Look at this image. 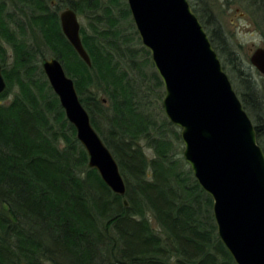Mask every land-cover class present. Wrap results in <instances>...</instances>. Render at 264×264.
Segmentation results:
<instances>
[{
  "label": "trees",
  "instance_id": "trees-1",
  "mask_svg": "<svg viewBox=\"0 0 264 264\" xmlns=\"http://www.w3.org/2000/svg\"><path fill=\"white\" fill-rule=\"evenodd\" d=\"M251 3L264 19V0ZM66 8L90 19L81 37L91 65L62 31ZM131 16L125 0H0V63L8 83L0 94V264H237L219 237L212 197L177 152L181 133L151 108L163 81L148 70L151 53L132 20V32L122 26ZM207 17L212 44L231 60L235 89L255 117L264 149L252 75L234 56L221 23L212 13ZM41 45L74 80L119 164L125 195L89 167L42 68ZM16 87L13 99L3 102Z\"/></svg>",
  "mask_w": 264,
  "mask_h": 264
},
{
  "label": "water",
  "instance_id": "water-1",
  "mask_svg": "<svg viewBox=\"0 0 264 264\" xmlns=\"http://www.w3.org/2000/svg\"><path fill=\"white\" fill-rule=\"evenodd\" d=\"M127 2L163 81L164 112L181 130L184 159L213 199L220 239L237 264H264V149L208 32L189 0ZM60 22L68 41L91 65L77 12L64 9ZM250 61L264 75V47L255 49ZM42 68L88 153L89 167L113 192L125 195L119 164L94 128L74 80L57 57L43 58ZM7 86L0 63V94Z\"/></svg>",
  "mask_w": 264,
  "mask_h": 264
},
{
  "label": "rangeland",
  "instance_id": "rangeland-1",
  "mask_svg": "<svg viewBox=\"0 0 264 264\" xmlns=\"http://www.w3.org/2000/svg\"><path fill=\"white\" fill-rule=\"evenodd\" d=\"M105 1L108 2V0ZM125 2L128 4L127 0H125ZM189 2L192 5L193 10L197 12L196 14L200 18V20L204 22L203 25L208 34L212 29V25L207 17L208 13H212L217 18L219 23H221L228 37V41L234 50V56H237L239 58L240 62L248 69V71L252 75L257 89L258 98L261 100V103L259 104L261 105V113L264 116V75L258 69H256V67H254L250 61L252 52L259 47H264V19L262 13L254 5H252L251 0H189ZM117 12L118 11L115 10L116 14ZM78 18L81 27L84 26L87 28V30H90V19L87 18L85 15L79 14ZM131 20L134 23L132 16L129 20L122 21V26L126 27V29L124 28L126 33L132 32V30L128 28ZM29 35L34 43H38L41 41V39L39 41V38H37V35H35L33 30H29ZM132 45L136 47V49L141 47V45H139L137 41L134 42ZM41 46L42 49L45 51V58H50L53 56L49 48H47L45 45ZM218 54L220 56L224 69L228 73L235 88L239 81L236 79L231 60L229 59V56L226 53H223L222 51H218ZM8 55H12V50L10 48L8 49ZM149 57L152 61L151 55ZM148 70H156L154 64L149 66ZM16 89L17 87L12 93L9 94L7 98L3 99L2 101L5 103L10 102L14 97ZM157 91H159V95H161V98H159L158 96L153 97L154 104L151 108L153 112L157 113V116L159 118L160 116H166L162 105L163 98L165 96L164 84L162 87L157 88ZM101 97L106 99L105 103L108 105L109 101L107 100V97L105 95H101ZM250 117L255 120V117L253 115H251ZM177 129L179 132H181L179 127H177ZM175 146L177 152H180L181 156L184 159V143L182 139L180 142L177 141ZM146 152L150 157L154 156V153L151 149H146ZM153 224H155L154 220Z\"/></svg>",
  "mask_w": 264,
  "mask_h": 264
}]
</instances>
